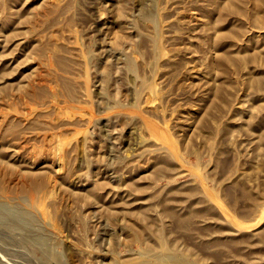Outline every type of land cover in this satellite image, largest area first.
<instances>
[{
    "label": "rangeland",
    "instance_id": "rangeland-1",
    "mask_svg": "<svg viewBox=\"0 0 264 264\" xmlns=\"http://www.w3.org/2000/svg\"><path fill=\"white\" fill-rule=\"evenodd\" d=\"M0 264H264V0H0Z\"/></svg>",
    "mask_w": 264,
    "mask_h": 264
}]
</instances>
